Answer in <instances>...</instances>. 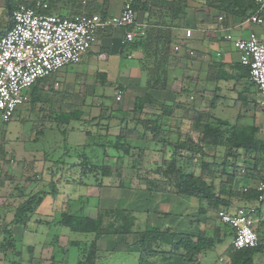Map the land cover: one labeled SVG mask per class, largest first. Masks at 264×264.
<instances>
[{"label": "trees", "instance_id": "trees-1", "mask_svg": "<svg viewBox=\"0 0 264 264\" xmlns=\"http://www.w3.org/2000/svg\"><path fill=\"white\" fill-rule=\"evenodd\" d=\"M37 1H40L42 5L45 4L46 8L42 9L41 7V9H36L35 3ZM98 1L99 0H34L33 2H25L9 0V5L12 12L18 5L24 4L28 7H32L36 13L55 15L61 18H71V15L67 16L63 13V8L68 7L67 5L73 8V13L75 15L85 12L90 14L98 12L102 16H106L101 12V8H103L102 5L99 10L97 5ZM132 1L133 8L136 12L139 10L149 11L151 4L156 2V0ZM188 1L189 0H177L161 3H163L165 9L176 17L184 13ZM205 6L208 10H213L218 13L213 20L217 22L216 24H219L218 27L222 30L229 29L227 26L232 18H239L243 21L255 15L259 10V6L254 0H205ZM1 34L3 33H0V35ZM173 43L169 30L156 28L152 30L151 28H147L144 32V36L136 41L134 40L132 45L137 49L141 48L144 54V57L139 63L142 73L146 78V92L136 97L134 100L132 114L135 126L133 131L128 132L131 129H126L124 126V128L120 129L119 134L113 138L110 137L108 132L104 135H90L87 133L83 146L78 147L74 152L72 149L67 148L66 144H63V148L69 151H67V153L62 152L60 157L57 158L56 161L54 160V162L53 160H49L51 163L50 167H53V169L50 170L52 171L50 172V178L55 179L62 167L68 165L70 169L75 170L77 175L80 169L79 177L82 176V178L89 175L94 176L95 174H99L101 177L105 175L111 176L112 174L110 173L113 171H115L116 176L121 178L122 172L119 170V164L123 168L124 156L130 155L133 157L131 150H133L134 147L131 142L144 140L150 137L152 140L159 142L158 144L164 152L165 148L170 149L171 154L168 160H164L163 169L156 168L153 172V175L156 174L157 176H152L151 173L146 174V172L137 176L140 182H143L142 185L145 186L147 192L167 193L192 198L199 204L200 216L207 214L206 209L216 211L217 216L220 212L230 213L231 210L237 207H243L248 210L253 209L254 211L251 215L257 218L258 223L264 230V220L261 219L264 213L262 209L264 200L259 202L261 194L255 187L250 185H243L239 190H234V183L238 178L244 179L245 177L247 180L254 181L255 183H264V174L262 173L264 171V140L257 138L258 128L254 126L240 128L237 123L232 124L227 120H221L211 116V114H209L210 111H208V113L196 111L193 118L191 117V119L188 120V115L191 110L189 104H182L178 101L170 105H164L161 102L159 103L153 100L149 93L150 91H165L167 89V72L168 69L173 66V61L170 59V55L173 53ZM239 65L240 69L238 70L241 72V75L239 79H237L235 87L238 86L241 80H247L246 83L248 85L247 90L239 94V100H242L244 103H254L253 100L249 98L251 92L254 94L255 90L254 85L249 81V69L241 64ZM39 82L37 84H39ZM117 90L116 93L120 95L125 92L122 86H118ZM35 91L36 92L30 99L31 106H35L36 103L43 101L41 91ZM147 106L153 110H159L160 114L153 117L145 114L143 118L141 115ZM177 108L183 110V119L188 121L189 130L196 136V141L186 136L184 137L185 139L180 138L177 142H170L167 132L172 131L167 129L165 119H167L170 114L174 113ZM210 108L213 109L214 106L210 105ZM107 111L108 108H105L103 112ZM198 117L200 118L198 119ZM102 120H104V117ZM89 122L90 124L93 123L94 119H91ZM103 129L102 125V130ZM205 147L214 148L215 155L212 164L206 161L204 162L200 158L204 154L203 151ZM110 151L115 154L113 155L115 156V166L105 164V160L110 161ZM197 153H199L200 174L193 175L191 173H186L184 168L179 166V161L190 158L189 155H195ZM73 159L75 161L69 163V161ZM135 163L136 162H134V164ZM214 168L218 169L217 173L219 176L226 177L225 180L220 182L218 190L215 189V185L213 184V181L217 177ZM2 183L3 180H0V192ZM58 183L60 182H56V180L54 182L52 179L50 185L51 190L49 192L40 190L33 194L27 193L28 185L24 189L16 186L14 190H12V194L6 196V199H17L20 202L13 209L12 219L6 225L3 232L6 238L4 242L0 244V255L4 256L8 249L14 250L16 247V243L9 228L21 226L26 230L27 226L32 222L37 225L42 224L49 227L55 225L68 230L72 234L93 236L94 238L89 246L91 249L90 251H86L88 245L85 244L86 246L83 245V247H81L80 244L78 245L77 249L78 252L82 254V258L74 264H96L94 253H97L95 250L97 242L108 236L135 235V246L137 247L136 253L139 255V264H170L171 260L175 257H180L184 263L195 264L196 258L200 254L212 249L219 243L218 236L217 238L209 237L205 231H200L197 236L174 232L172 229H166L164 231L151 229L147 226L143 230L134 231L132 226L133 217L129 216L128 210L123 209L107 210L99 216H96L95 219L89 218L71 208L72 201L68 196L64 198L63 203L54 204L50 219L46 221L41 220V222L40 220H33L37 210L47 196L51 195L55 199L58 193ZM83 186L86 185L84 184ZM234 202H238L241 205L235 207L236 204ZM204 204L207 207L206 209L203 206ZM106 216L111 217L112 220L108 224L103 225L104 217ZM257 234L258 245L255 248L236 250L230 245L231 264H254V258L264 253V231H257ZM232 235L233 233L231 236ZM72 243L74 242H71V245H77L76 243ZM52 246L54 248L55 244L53 243ZM83 250H85V252H83ZM154 256L160 257L158 260L159 262H152L150 260ZM11 264H16V262L13 261Z\"/></svg>", "mask_w": 264, "mask_h": 264}, {"label": "rangeland", "instance_id": "rangeland-1", "mask_svg": "<svg viewBox=\"0 0 264 264\" xmlns=\"http://www.w3.org/2000/svg\"><path fill=\"white\" fill-rule=\"evenodd\" d=\"M17 1L33 2L34 0ZM99 1L101 2L102 0ZM0 2V4L2 5V1ZM4 17H6L5 10H3V22L4 20L6 21V18ZM91 84L92 81L90 77L86 79V81H78V84L76 85V87H78L77 90L76 88H74L76 96L73 98V101L78 103L70 107V110L81 106L84 112L83 117H87L88 120L86 121L88 122L92 118V115H99L100 113V116L102 118L104 117L103 135L106 134V132H120L119 129L124 128V126L126 129H131L128 132H132L134 127H130L132 125L135 126V121L133 119V109L131 105L132 99L136 95V90H132V96L123 93L122 96L124 95V99L126 100L124 101L122 98L120 102L115 101V93L118 91L117 89L114 88L106 90L107 95L101 94L100 99L103 101V105L107 104V107H102L108 108V111L102 112L104 108L101 109L99 107V111H96L95 107L93 106V99L95 97H99V94L100 92H102V90L97 91L96 87L91 90ZM96 91L98 96L96 95ZM255 91L256 90H254V97L251 99L254 103L248 102L243 106L236 105V110L234 111L231 110L234 109L233 107H222V111H216L214 113L215 110H211L210 104H208V106L202 104L201 106L197 107L198 105H196L195 102H190L189 99H187V96L185 97V93H183L179 97V100L177 98V101L182 104H189L191 110L188 115V120H190L191 117L193 118L196 111L200 113H208V111H210L209 114H211V116L217 119L227 120L232 124L237 123L240 128L251 126L257 127V138L260 140H264V110L258 104V96L255 95ZM173 92L177 94L178 88ZM42 99L43 101L40 102L39 105L34 106L32 112L33 117H35L34 119L29 118L28 114H26L27 112L17 111L10 122L4 124L0 122V180H3L2 189L0 192V244H2V242H4L6 238L3 232L6 228V225L12 219L13 209L20 202L17 199H6V196L12 194V190H14L16 186L24 189L28 185L29 189H37L40 191V185L45 183V185H43L44 190L47 192L51 190V184L47 183V179L50 177V172H52L50 170L53 169V167H48L47 165L45 169H41L40 165L38 164L40 161H34L31 163L27 161L25 162L19 156L22 146L25 147L27 151H30L32 148L33 150L37 151L38 148L44 146V148H48L51 146L50 144H48L49 141H47L45 138L40 137V135H38L37 137L33 136L31 135V132L62 131V128H60L55 121V116L58 114L57 107L45 97H42ZM75 99H78V101ZM82 100L83 102H88V104L85 106L81 105ZM122 101L124 104L130 101V104L128 105L130 109L127 110L126 115H123L124 117L120 115L122 118H124L123 120L125 121V123L123 122L124 124L121 127L120 121L119 124L117 121H115V116L116 114H118L116 112V104H121ZM29 107H31V105H29ZM87 108L91 109L90 111L87 110L88 114L86 112ZM92 109H94L95 111H93ZM100 109L102 111H100ZM146 111L147 112H144L143 110V114L141 115L142 117L145 114H155V110L146 108ZM96 117H93L92 119L95 120L97 119ZM168 118L165 119V124L167 125V129L172 131L167 132L170 142H177L178 139H185L184 137L186 136L191 137L193 141L197 140L196 136L189 130L188 121L183 119L184 112L182 109H175V112L170 114ZM199 118L200 117H198V119ZM128 124L130 127H127ZM65 130L68 132L70 131V128H67ZM158 143L159 142L152 140L150 137L138 141V146L133 145L134 148L133 150H131V154L133 155V157H131L130 155L124 156L123 168L119 164V170H121L122 172L121 178H119V176H116L115 171L110 173L112 174L111 176L105 175L101 177L99 174H95L94 176L89 175L85 178L91 179L82 178L83 182H88L86 183V188L80 187V185L78 184L79 182H81V179H76V177H79L80 169L78 170L77 175L74 169L72 170L68 168L69 165L62 167V169L58 173V176L56 177V182H60L58 183L57 188H60L62 190L61 195H63L64 197L62 196V200H56L55 202L49 201L48 204H53L54 206V204H61V202L63 203V200L66 196L69 197L71 194H73L71 193V190H74L76 191V193H80L82 195L85 194V196L91 195L92 200L86 204L85 211V214L88 215L89 218L95 219L96 216H99L101 213L106 212L107 210H128L129 216L133 217V230L138 231L143 230L148 225H151V227H149L151 229H154V227H156V229H164L165 224L163 220H168L166 219V217L171 214L168 212L178 214L181 212L180 207L174 209L171 208L172 205H170V200H173L177 203L182 201V205L184 204V202L185 204L186 202H188V206H190V208L194 212V221L192 220L191 222H196V217H204L206 223L203 224L205 226H208L209 229L213 228L214 230H216V226H214V224L219 222L216 216V211L212 209H206L207 207L205 206V204L203 206L206 209L207 214L200 216L199 204L192 198L189 199V197L176 196L167 193H149L145 190V186L142 185L143 182H140V179L137 176L141 175L144 172H146V174L151 173L152 176H157L156 174L153 175V172L156 170V168L163 169L164 160H168L170 158V149L165 148V153ZM56 146V143L52 144V147L55 148ZM52 147L50 148V150L52 149ZM38 150L41 151V149ZM47 152L49 151L47 150ZM47 152L44 153L41 151V153L45 154V157L47 159L45 161L49 162L50 159L55 160L54 157H51L49 159L50 155H48ZM203 152L204 154L200 158L204 162L206 161L212 164L215 155L214 148L205 147ZM109 154L111 156L110 161L105 160V164L115 166V156H113L115 154L111 153V151ZM189 157L190 158H186L185 160H180L179 166L183 167L186 173H191L193 175L200 174L201 168L199 166V153L195 155H189ZM73 160H70V163L73 162ZM102 161L104 162L103 159ZM134 162L136 163L134 164ZM30 164L36 165L34 167L28 168V166L30 167ZM217 170V168H214V171L217 174V177L213 181L216 190L219 189L220 182L226 179L225 176H219ZM262 173L264 174V171ZM73 179L76 180L71 181ZM246 180L247 179L245 177L244 179H236L234 183V190L237 191L243 185H248L249 183H246ZM36 183L40 184L38 185V188L37 186L32 185ZM256 183H252L251 186H254ZM152 194L155 195L151 197L150 202L151 204H155L156 211L154 213L151 212L153 215L146 216V213L148 211L143 212L140 211V209L146 211V208H149L151 206H141L142 204L140 205L137 201L141 198L142 195L145 197L148 195L151 196ZM71 201V208L78 209L77 205H75V201ZM234 203L237 206L241 205L238 202ZM135 204H139L138 207ZM146 205L148 204L146 203ZM262 209L264 210V205L262 206ZM37 213L41 214L42 210H38ZM43 214L48 215L49 211H44ZM44 215L40 217L36 214L33 220H40V222L41 220H48L49 218ZM262 215L263 217L261 219L264 220V213ZM254 218L257 220L256 217ZM111 220V217H104L103 225L108 224L109 222H111ZM168 221H170V219ZM256 229L259 232L264 231L258 221L256 223ZM9 230L13 235L16 247L14 248V250L8 249L4 256L0 255V264H11V262L13 261H15L16 264H74L82 258V254L79 253L77 249L78 245L80 244L81 247H83V245H88V248L86 247V251H90L91 249L89 248V246L94 238L93 236L72 234L68 230L55 225L49 227L42 224L37 225L33 222L27 226L26 230H24L21 226H13L10 227ZM135 239V235H122L108 236L99 240L95 247L97 253H94V256L96 257V264H139V255L134 252L137 250V247L135 246ZM71 242H74L77 245H71ZM53 243L55 244L54 248L52 246ZM83 252H85V250H83ZM159 259L160 257L154 256L150 260L152 262H159Z\"/></svg>", "mask_w": 264, "mask_h": 264}, {"label": "crops", "instance_id": "crops-1", "mask_svg": "<svg viewBox=\"0 0 264 264\" xmlns=\"http://www.w3.org/2000/svg\"><path fill=\"white\" fill-rule=\"evenodd\" d=\"M0 1H2V5L0 4V23H4L0 24V33H4V31L8 28L9 19L7 15L6 2L5 0ZM124 1L125 0H102L101 2L98 1L97 5L99 10L100 6H103V8H101V12L106 16H113L118 15L121 12ZM159 1L156 0V2H153L149 8V11L139 10L136 12L138 22L145 29L142 31V34L137 36L134 40L136 41L144 36V32L147 28H151V30L153 28L169 30L171 32V40L174 43L176 40L184 36L185 30L192 31V38L189 39L184 46H182V49L178 54L174 53L172 49L173 53H171L170 59L173 61V66L168 69L167 72V89L165 91H150L149 93L152 99L159 103L161 102L164 105H170L173 102H178L177 98L179 100V97L185 93V97L187 96V99H189L190 102H195V104L198 105L197 107L201 106L202 104L207 106L210 104L211 106H214V108L211 109L215 110L214 113L216 111H222V107H233L234 109L231 110L234 111L236 110V105H246V102L244 103L242 100H239V94L247 90V80H241L238 83V86L235 87L236 81L241 75V72L238 70L240 69V55L235 49H233L229 42L224 41L223 37L226 34H231L233 38H241L247 36L249 32L252 31L260 32L261 30H264V27L260 28L251 26L241 28L239 26L241 20L239 18H232L227 26L229 29L222 30L220 27H218L219 24H216L217 22L213 20V18L216 17L218 13L214 12L213 10H208L205 6V0H189L184 13L176 17L171 14L170 11L165 9L163 3L161 2H171L177 0ZM67 6L68 7L63 8L64 15H71V17L76 16L77 14L75 15L73 13V8L71 6L69 7V5ZM3 10L6 12V17H4L6 18V21L4 20V22ZM125 34L126 30L122 28L101 31L97 38V44L90 51H88V53L83 57L82 61L78 65L71 66L64 70L61 75L60 88L54 87L53 79H47L41 81L36 87L33 86L31 88L32 90L30 89L25 93L27 101L25 104L21 105L17 111L27 112L26 114H28V117L31 119L35 118L32 114L34 106L29 107V105L32 95L36 92L35 90H40L43 95L42 97H45L57 107V112L59 115L57 114L55 116V121L56 124L62 128L61 132H31V135L36 137L40 135V137L49 141L48 144L51 145L50 147L44 148V146L38 148L44 153H46L48 150L49 152L47 153L50 155L49 159L54 157L56 161L62 152L67 153V151H69L68 149L66 150L63 148V144H66V147L72 149L73 152L78 147L83 146L87 133L90 135H103L104 131L102 130V125L104 124V120H102V117H100V113L99 115H92V118L96 117L97 115L98 116L96 117L97 119H95L94 122L90 124V122L86 121L88 120L87 117H83L84 112L81 106L70 110V107L78 103L73 101V98L76 96L74 88L77 90L78 87H76V85L78 84V81H86V79L90 77L92 81V86H90V89L93 90L96 87L97 91L102 90V92L99 94V97H95L93 99V106L95 107L96 111H99V107L101 109L107 107V104L103 105V101L100 99V95H105L106 90L114 88L117 89L118 86H122L125 89L124 94L130 96H132V90H136V95L132 99V109L135 98L143 95L146 92V78L142 73L141 65L139 63L144 57V54L141 48L137 49L134 47V45H132L134 40L133 42L125 41ZM190 52H192L194 56L190 55ZM177 88L178 92L176 94L173 91H175ZM97 91L96 95L98 96ZM255 95L257 96V92H255ZM121 97L124 101L126 100L124 99V95H121ZM253 97L254 94L251 92L249 98L252 99ZM75 100L78 101V99ZM81 102V105L84 106L88 104V102H83V100ZM129 104L130 101L126 102L125 104L123 101L121 104H116V112L118 114L115 116V121H117L118 124L120 121L121 127L125 123L123 120L124 118L122 117H124L123 115H126L127 110L130 109V107H128ZM37 105H39V103L35 104V106ZM146 108H149V106ZM146 108L144 109V112H147ZM101 109L100 111H102ZM149 109L153 110L151 108ZM87 110L90 111L91 109H86L88 114ZM92 110L95 111L94 109ZM154 110L155 114H150L149 116L153 117L160 114L159 110ZM129 124L127 127H130ZM133 127L134 125H132L130 128ZM67 128H70V131L67 132L65 130ZM116 133L119 134V132H108L111 138L118 135ZM53 143H56L57 145L55 148L52 147ZM131 144L138 146V141H133ZM51 147L52 149L50 150ZM38 149L36 151L32 148L30 151H27L26 148L22 146L19 156L25 162L27 161L31 163L34 161H40L38 164L40 165L41 169H45L47 165L48 167L51 166L50 162L45 161L47 160L45 154L41 153V151ZM35 165L30 164V167L28 166V168L34 167ZM68 168H70V166ZM52 179L55 182L56 178L54 179L49 177L47 179V183L51 184ZM76 179H81V182L78 184L80 187L86 188V186L83 185H86L88 182H83L82 176L81 178L76 177ZM245 182L249 183L248 185L250 186L252 183H254L253 181L249 180H246ZM32 185L37 186L38 188V185L40 184L36 183ZM43 185H45V183L40 185V190H44ZM255 185L253 187H255ZM38 191L39 190L37 189H27V193L32 194ZM61 191L62 190L58 188V193L55 199L51 195L47 196L38 209L39 211L42 210V213L38 214L36 212V214L42 217L44 215V211H49V214L44 216H47L50 219L49 216L52 215L54 206L51 204L53 206L52 208L48 202L62 200L63 195H61ZM71 193L73 194H71L68 198L75 201V205L78 207V209L73 210L86 215V204L92 200L91 195L85 196V194L82 195L80 193H76L74 190H71ZM153 195L155 194L145 197L142 195L137 201L140 205L142 204L141 206H151L146 208V211L140 209V211L143 212L148 211L146 216L153 215L151 212L154 213L156 211L155 204H151L150 202V199ZM146 203L148 205H146ZM181 203L182 201L177 203L173 200H170V205H172L171 208L174 209L180 207L181 212L179 214L168 212L171 214L167 216L166 219H170V221L163 220L165 224L164 229H172L174 232L191 234L193 236H197L200 231H205L209 237L217 238L218 236L219 243H217L212 249L200 254L196 258L195 264H231L230 243L232 230L229 227L221 224L218 217L217 219L219 222L214 224V226H216V230L213 228L209 229L208 226L203 224L206 223L204 217H196V222H191L194 217L193 210L190 208V206H188V202H186V204L184 202L183 205ZM139 204L135 205L138 207ZM235 207H237V205H235ZM234 209L231 210V212H234ZM147 227H151V225H148ZM154 229H156V227H154ZM164 229L160 228L158 230L164 231ZM170 264L189 263H184L180 257H175L171 260ZM254 264H264V253L259 254L256 258H254Z\"/></svg>", "mask_w": 264, "mask_h": 264}, {"label": "built area", "instance_id": "built-area-1", "mask_svg": "<svg viewBox=\"0 0 264 264\" xmlns=\"http://www.w3.org/2000/svg\"><path fill=\"white\" fill-rule=\"evenodd\" d=\"M259 6L255 15L240 22L239 26L264 27V0H254ZM36 9H45L41 2ZM122 28L125 40L132 42L142 34L132 0H125L118 15L102 17L98 13H82L71 18L36 13L32 7L20 4L12 12L11 28L0 35V122L8 123L18 108L25 104V93L39 81L53 79L54 87L60 88L61 75L65 69L78 65L83 57L97 44L100 31ZM192 38V31L172 45L174 53ZM240 55V64L249 69V81L254 85L258 104L264 110V30L249 32L245 37L233 38L224 35ZM190 55L194 56L192 52ZM115 93V101H121ZM255 189L264 200V183ZM254 210L237 207L234 212L218 214L221 224L232 230L230 245L236 250L252 249L258 245L257 220L251 215Z\"/></svg>", "mask_w": 264, "mask_h": 264}, {"label": "water", "instance_id": "water-1", "mask_svg": "<svg viewBox=\"0 0 264 264\" xmlns=\"http://www.w3.org/2000/svg\"><path fill=\"white\" fill-rule=\"evenodd\" d=\"M5 2H6V8H7V15H8V19H9V24H8V28L4 31V33L7 32L12 26V11L10 9L9 0H5Z\"/></svg>", "mask_w": 264, "mask_h": 264}, {"label": "bare ground", "instance_id": "bare-ground-1", "mask_svg": "<svg viewBox=\"0 0 264 264\" xmlns=\"http://www.w3.org/2000/svg\"><path fill=\"white\" fill-rule=\"evenodd\" d=\"M135 11V10H134ZM136 12V11H135ZM99 14V13H98ZM101 15V14H100ZM105 17V16H104ZM143 27V26H142ZM145 28L143 27V30H144ZM98 35H99V33H98ZM98 38V37H97ZM98 40V39H97ZM126 41V40H125ZM126 42H128V41H126ZM133 42V41H132Z\"/></svg>", "mask_w": 264, "mask_h": 264}]
</instances>
